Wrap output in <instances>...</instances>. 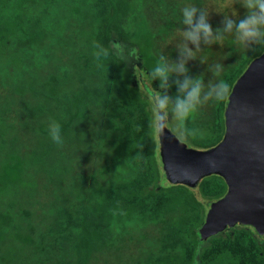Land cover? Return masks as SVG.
<instances>
[{
  "label": "trees",
  "instance_id": "1",
  "mask_svg": "<svg viewBox=\"0 0 264 264\" xmlns=\"http://www.w3.org/2000/svg\"><path fill=\"white\" fill-rule=\"evenodd\" d=\"M178 18L165 0H0V83L12 80L17 93L0 107V264H264V236L251 227L200 238L202 200L226 192L220 176L199 181L200 199L165 179L136 80L159 63ZM118 44L135 51L131 62ZM55 51L65 60L47 71ZM263 51L224 66L229 93ZM227 97L189 125L194 148L221 140ZM50 118L63 145L48 136ZM44 190L47 211L22 206L20 195L29 202Z\"/></svg>",
  "mask_w": 264,
  "mask_h": 264
},
{
  "label": "water",
  "instance_id": "2",
  "mask_svg": "<svg viewBox=\"0 0 264 264\" xmlns=\"http://www.w3.org/2000/svg\"><path fill=\"white\" fill-rule=\"evenodd\" d=\"M224 127L221 140L206 149L188 147L169 129L157 132L165 179L189 188L210 175L224 180L225 194L209 203L198 229L202 240L235 225L264 236V51L234 82Z\"/></svg>",
  "mask_w": 264,
  "mask_h": 264
},
{
  "label": "clouds",
  "instance_id": "3",
  "mask_svg": "<svg viewBox=\"0 0 264 264\" xmlns=\"http://www.w3.org/2000/svg\"><path fill=\"white\" fill-rule=\"evenodd\" d=\"M235 5L244 9L243 14ZM213 13L222 17L215 27L210 23ZM178 14L179 28L170 41L176 56L160 54L159 63L149 70L147 78L138 81V94L147 101L153 132L162 136L171 126L176 136L190 139L196 129L189 125L200 110L205 105L222 103L230 90L222 78V61L209 63L208 57L200 53L214 44L221 47L228 36L245 51L264 50V0H182ZM193 60L206 66L207 79L189 74L188 65ZM173 87L175 91H171ZM47 133L56 145L64 144L61 126L55 119H49Z\"/></svg>",
  "mask_w": 264,
  "mask_h": 264
},
{
  "label": "rangeland",
  "instance_id": "4",
  "mask_svg": "<svg viewBox=\"0 0 264 264\" xmlns=\"http://www.w3.org/2000/svg\"><path fill=\"white\" fill-rule=\"evenodd\" d=\"M166 3H170V4H174L177 7V12H178V8L179 5L182 3V0H165ZM200 3H207L208 0H199ZM235 7H237L238 12L240 14H243L244 9L240 8L239 5H235ZM156 16L158 17V15L161 14V10L159 7H155L154 5L152 6ZM168 14V13H167ZM171 13L168 14V16H170ZM179 15V14H178ZM222 17L220 15H217L215 13L211 14L210 17V23L215 27L218 26L220 24ZM178 26H176L173 31L171 33H169L165 39H163L160 42V52L165 54V55H169L170 53L174 54V58L176 56V52L175 49L172 45H170V41L171 38L173 37V35L177 32L178 30ZM229 41V42H228ZM113 47L116 48L117 53L120 54L121 56L127 58L130 60L131 62V57L134 58L135 57V51L134 50H129L126 54L125 50H124V46L122 44H118V45H114ZM243 51V49L239 48L238 46H236L234 44L233 38L231 36H228L225 38L224 44L220 47L219 45H212V47H208L205 48L202 53H200L203 56L208 57V62L212 63L213 61L216 60H220L222 61V69L224 68V66L230 62L233 59H236L239 54ZM65 60V56H61L59 54L58 51H55L54 53V58L53 60L50 62V64L45 65L46 70H51L53 68V65L59 62H64ZM190 66L196 67L200 74L202 75L203 78L207 79L208 73L205 70V65L200 64L198 60H193L189 62ZM46 72L44 71L41 76H43ZM147 78V76H141L140 81H142L143 79ZM9 81V85H5L3 83H0V107H4L5 105H12L13 101L16 102L15 100V96L17 93L14 92V90L12 89L13 86V81L12 80H8ZM139 78H137L136 82L138 84ZM154 87L156 86V82H153ZM10 103V104H9ZM17 111V109H15ZM168 129L171 131V133H173L175 135V131L174 129L169 126ZM176 136V135H175ZM180 141H182L183 143H185L188 147H193L191 144L192 142L190 141V139H184L182 137H178L176 136ZM194 148V147H193ZM195 194L197 195V197L200 199V196L197 193L196 187L193 188ZM22 199V206L25 208L30 209L33 213L35 212L37 214V216H40L42 213H44L45 211H47L50 202H51V197L50 196H46L45 190L43 192H40L39 196H37L34 200H31L29 202L28 198H26L23 194L20 195ZM203 203L208 207L209 206V201L207 200H202ZM208 209V208H207ZM40 217H35L32 216V222L35 224L38 222V219ZM42 226L44 225L45 222H42ZM100 264H102L101 261H99Z\"/></svg>",
  "mask_w": 264,
  "mask_h": 264
}]
</instances>
